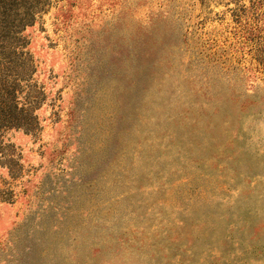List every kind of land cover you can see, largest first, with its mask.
Instances as JSON below:
<instances>
[{
    "label": "rangeland",
    "instance_id": "rangeland-1",
    "mask_svg": "<svg viewBox=\"0 0 264 264\" xmlns=\"http://www.w3.org/2000/svg\"><path fill=\"white\" fill-rule=\"evenodd\" d=\"M0 264H264V0H0Z\"/></svg>",
    "mask_w": 264,
    "mask_h": 264
},
{
    "label": "trees",
    "instance_id": "trees-1",
    "mask_svg": "<svg viewBox=\"0 0 264 264\" xmlns=\"http://www.w3.org/2000/svg\"><path fill=\"white\" fill-rule=\"evenodd\" d=\"M18 127V126H17Z\"/></svg>",
    "mask_w": 264,
    "mask_h": 264
}]
</instances>
